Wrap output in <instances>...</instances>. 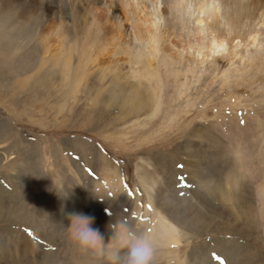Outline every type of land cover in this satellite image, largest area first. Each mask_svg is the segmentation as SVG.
<instances>
[{
	"label": "rangeland",
	"instance_id": "rangeland-1",
	"mask_svg": "<svg viewBox=\"0 0 264 264\" xmlns=\"http://www.w3.org/2000/svg\"><path fill=\"white\" fill-rule=\"evenodd\" d=\"M176 1L32 3L35 68L55 75L16 98L25 76L6 78L0 122L20 143L0 134V184L38 210L48 264H104L68 238L72 212L105 243L115 220L158 234L155 264H264V0H215L206 15Z\"/></svg>",
	"mask_w": 264,
	"mask_h": 264
},
{
	"label": "bare ground",
	"instance_id": "bare-ground-1",
	"mask_svg": "<svg viewBox=\"0 0 264 264\" xmlns=\"http://www.w3.org/2000/svg\"><path fill=\"white\" fill-rule=\"evenodd\" d=\"M33 2L25 0L24 2H22V4H20L19 0H0L1 95L6 94L5 90L7 89V87L10 88V85H8L7 83H11L13 80L10 79L8 80V82H6L7 77L20 75L25 76L24 78H17L15 80L11 97H14L15 93H18L21 90L23 92H27L28 95L30 93H36L37 91H39V89L43 90L49 88L50 85H52L51 81L54 80L53 75H55V72L53 68L48 69L44 74H40V67L37 69L35 68L39 57L37 50H39V48L42 46L41 41L43 37L37 33L36 28L38 26L37 24H39L38 20L40 19L39 16L33 14ZM155 2L159 3V0H155ZM191 2L192 0H178L176 1V5H178L179 10H186L193 7ZM214 2L215 0H202L200 2L198 1L197 3L199 4V6L197 11L203 15L214 11ZM153 14L155 15V17L150 20L151 29H153V27L154 29H158L157 18L160 14L158 6L155 7ZM149 33L150 37L148 42L156 43V41L158 40L156 34L152 33V30L150 29ZM21 42L23 45L19 47ZM29 46H31L33 49H28ZM63 65L64 72H68L71 70V66H69V63H64ZM35 69L36 72L32 74ZM29 73L31 74L28 75ZM31 96H33V94ZM3 124V122H0V134H2L1 136L4 135V138H13L15 135V141L17 144H19L20 141L16 139V134H9L11 131L9 132V130H6V126L4 127ZM11 149L12 148L10 146L7 147L8 152ZM3 158L5 160L7 159L8 161V157L4 156ZM11 158H13V156ZM25 208L28 212L24 211ZM25 212L29 217L25 215ZM34 214H37V217L39 216L38 210L36 208H30L22 204L21 201L18 200L11 201L8 196V190H6L0 184V226L2 225L0 227V264H48V259H46L43 253L41 254V251L38 249L41 244L39 242L40 238H38V236L36 235L37 232L40 231V228L38 227V221L31 220L32 218H34ZM37 217L35 216L36 219ZM7 223H9V227L5 228L6 226L3 225H7ZM14 224L25 225L32 228L34 230V236H31L30 240L25 239L24 234H20L13 229L12 225ZM99 232L103 237L108 236V231L106 229H102ZM166 232L168 233V236L164 238L165 241L172 243L174 239L173 235L169 234L168 229L166 230ZM26 233H28V231ZM50 256L53 257L52 254Z\"/></svg>",
	"mask_w": 264,
	"mask_h": 264
},
{
	"label": "clouds",
	"instance_id": "clouds-1",
	"mask_svg": "<svg viewBox=\"0 0 264 264\" xmlns=\"http://www.w3.org/2000/svg\"><path fill=\"white\" fill-rule=\"evenodd\" d=\"M70 224L64 226L68 238L81 249L91 252L104 264H155L161 237L154 232L134 229L123 221L109 223L107 243L98 229L91 227L93 217L68 213Z\"/></svg>",
	"mask_w": 264,
	"mask_h": 264
},
{
	"label": "snow or ice",
	"instance_id": "snow-or-ice-1",
	"mask_svg": "<svg viewBox=\"0 0 264 264\" xmlns=\"http://www.w3.org/2000/svg\"><path fill=\"white\" fill-rule=\"evenodd\" d=\"M180 179H181V181H183V179H184V178H183V177H181ZM180 195H181V196H183V195H184V193H183V192H181V193H180ZM213 255H214V258H215V259H217V260H220V261H221V264H223V261L221 260V258H220L219 256H216L215 254H213Z\"/></svg>",
	"mask_w": 264,
	"mask_h": 264
}]
</instances>
